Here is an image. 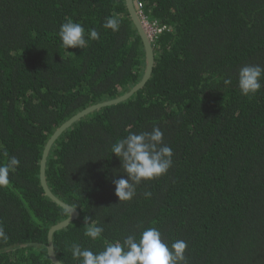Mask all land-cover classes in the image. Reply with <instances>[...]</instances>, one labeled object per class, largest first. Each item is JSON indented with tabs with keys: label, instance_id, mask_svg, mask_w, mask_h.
Segmentation results:
<instances>
[{
	"label": "trees",
	"instance_id": "obj_1",
	"mask_svg": "<svg viewBox=\"0 0 264 264\" xmlns=\"http://www.w3.org/2000/svg\"><path fill=\"white\" fill-rule=\"evenodd\" d=\"M133 1L165 30L144 88L77 121L49 151L47 185L78 212L53 235L56 258L77 264L73 244L99 252L156 227L169 246L186 241L188 264H264V86L251 97L237 87L242 66L264 67V0ZM109 16L118 31L102 27ZM69 18L99 39L65 50L58 32ZM144 67L125 0H0V164L20 161L0 186V264H52L48 230L69 215L41 189L45 144L75 114L131 90ZM153 127L173 165L118 203L112 181L123 168L110 147ZM84 216L102 240L84 235Z\"/></svg>",
	"mask_w": 264,
	"mask_h": 264
},
{
	"label": "clouds",
	"instance_id": "obj_2",
	"mask_svg": "<svg viewBox=\"0 0 264 264\" xmlns=\"http://www.w3.org/2000/svg\"><path fill=\"white\" fill-rule=\"evenodd\" d=\"M102 27L116 32L120 22L114 16H109L105 18ZM99 36L95 28L89 29L86 33L79 22H73L70 18L61 24L58 32L61 46L65 50L87 48L88 41L98 40ZM262 78H264V67L242 66L237 74L240 94L245 97L256 95L264 86L261 83ZM232 83L231 77L223 80L225 87L231 86ZM163 137V131L159 127H153L150 132H129L126 137L118 139L111 145L112 156L120 161L123 168V176L112 181L118 203L131 201L141 182L157 179L172 167L173 151L164 144ZM4 155L7 156V152ZM19 165L20 161L15 156L9 157L5 163L0 164V186L9 183L10 172H14ZM145 196L150 197L151 193L147 192ZM83 224L86 225L84 233L86 237L92 241L103 239L104 228L98 221L84 216ZM4 236L3 229L0 228V237ZM187 247L184 240H176L169 246L163 241L162 234L156 227H148L139 234V238L135 235H127L122 241H106L103 250L99 252L73 244L71 254L77 264H188L185 256Z\"/></svg>",
	"mask_w": 264,
	"mask_h": 264
},
{
	"label": "water",
	"instance_id": "obj_3",
	"mask_svg": "<svg viewBox=\"0 0 264 264\" xmlns=\"http://www.w3.org/2000/svg\"><path fill=\"white\" fill-rule=\"evenodd\" d=\"M125 5L127 8L129 17L137 31L138 36L141 39L143 49H144L145 67H144V72H143L141 80L131 90L119 96L118 98L89 106L85 108L84 110L80 111L79 113L75 114L71 118H69L60 127H58V129H56L54 133L49 137L42 151V156H41L40 163H39V180H40L41 189L44 195L48 199L54 202L57 206L63 208V210H65L69 215L66 220L53 225L48 230L46 250H47V257L52 264H61L56 258V255L54 252L53 235L56 232L65 229L66 227L70 225V223L76 220L78 218V212L75 209V212L73 213L74 208L72 206L65 204L60 199H58L56 196H54V194L50 191L47 185L46 176H45V168H46L47 156L49 154L51 147L56 142V140L60 137V135L64 133L67 129L72 127L77 121L83 119L87 115L97 110H100L104 107H109V105L113 106L121 102H124L130 97H132L136 92H138L139 90H142L145 84L147 83V81L150 79V76L152 73V69L154 65V49L152 47L153 41H151L149 38L145 23L141 21V19L139 18L135 10L134 1L125 0Z\"/></svg>",
	"mask_w": 264,
	"mask_h": 264
},
{
	"label": "built area",
	"instance_id": "obj_4",
	"mask_svg": "<svg viewBox=\"0 0 264 264\" xmlns=\"http://www.w3.org/2000/svg\"><path fill=\"white\" fill-rule=\"evenodd\" d=\"M134 6H135V10L139 16V18L141 19L142 22L145 23V26L147 28V32H148V35H149V38L151 41H154V39L156 38V36L160 33L163 32V30H165V27H160V26H157L155 23L153 24H150L144 14L142 13V4L139 3V2H135L134 3Z\"/></svg>",
	"mask_w": 264,
	"mask_h": 264
},
{
	"label": "bare ground",
	"instance_id": "obj_5",
	"mask_svg": "<svg viewBox=\"0 0 264 264\" xmlns=\"http://www.w3.org/2000/svg\"><path fill=\"white\" fill-rule=\"evenodd\" d=\"M142 11V10H141ZM143 13V12H142Z\"/></svg>",
	"mask_w": 264,
	"mask_h": 264
}]
</instances>
